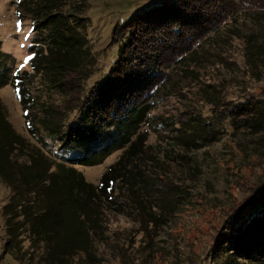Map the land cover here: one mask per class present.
Instances as JSON below:
<instances>
[{"label":"trees","instance_id":"obj_1","mask_svg":"<svg viewBox=\"0 0 264 264\" xmlns=\"http://www.w3.org/2000/svg\"><path fill=\"white\" fill-rule=\"evenodd\" d=\"M69 1L23 2L33 23L28 52L34 75L15 71L8 82H0V87L6 83L12 87L25 120L38 118L37 125L47 136L62 147L84 152L75 164L50 160L42 151L45 139L35 138L34 122L27 129L37 146L13 129L0 102V183L9 190L1 209L4 252L17 262L38 246L46 250V264H69L85 252L88 256L89 232L99 227L100 206L115 210L122 202H133L140 216L148 215L147 209H162L145 198L156 189L146 169L151 148L141 133L150 119L148 103L162 95L167 71L237 11L264 16V0H162L120 28L114 66L85 93L83 83L93 75L95 61L87 44V20L62 10ZM35 79L42 89L61 94L66 101H44L38 90L32 92ZM221 105L216 123L227 119L233 130L264 132L263 97L248 95ZM71 113L78 115L77 123L62 129ZM184 121L187 130L179 135L191 145L198 147L197 141L207 145L220 133L199 116ZM117 151H123L121 157L107 168L98 186L86 182L74 167L99 165ZM159 188L160 202L171 205L174 188ZM247 191L246 202L229 214L226 231L217 238L216 264H264V182Z\"/></svg>","mask_w":264,"mask_h":264},{"label":"rangeland","instance_id":"obj_2","mask_svg":"<svg viewBox=\"0 0 264 264\" xmlns=\"http://www.w3.org/2000/svg\"><path fill=\"white\" fill-rule=\"evenodd\" d=\"M18 1L0 0V82H8L15 71L34 75L28 59L33 23L22 7L26 0L20 5ZM161 1L70 0L69 6L62 8L87 20V44L95 67L83 83L85 93L114 66L120 28L135 14ZM41 87L35 79L31 89L38 90L47 103L66 101L63 95ZM160 88L162 95L153 97L156 103H148L150 119L141 127V133L151 148L146 154V169L156 186L145 198L147 204L163 208L147 209L149 214L140 216L133 202H122L115 210L100 206L99 227L89 232V255L76 254L69 264H216L217 238L226 231L229 214L246 202L251 185L264 182V132L236 131L227 119L216 123L215 118L221 104L237 103L248 95L264 98V16L237 11L182 63L169 69L167 81ZM0 102L18 134L36 146L37 138L45 139L42 151L50 160L75 164L81 159L83 149L62 147L37 125L38 118H23L22 107L8 83L0 87ZM216 107L219 110L214 111ZM195 116L220 130L214 142L203 146L197 141V147L179 135L187 130L184 120ZM67 118L62 129L78 121L77 114ZM33 122L36 140L27 129ZM122 153L114 152L96 166L74 167L86 182L98 186L107 168ZM165 186L174 188L171 205L159 200V187ZM8 196L9 190L0 183V264H46V250L41 246L28 250L21 262L5 254L1 209Z\"/></svg>","mask_w":264,"mask_h":264},{"label":"snow or ice","instance_id":"obj_3","mask_svg":"<svg viewBox=\"0 0 264 264\" xmlns=\"http://www.w3.org/2000/svg\"><path fill=\"white\" fill-rule=\"evenodd\" d=\"M28 59H31V57H28ZM27 61H25V63H26ZM21 67H23V65H21Z\"/></svg>","mask_w":264,"mask_h":264}]
</instances>
